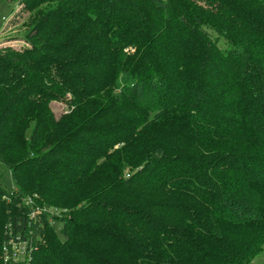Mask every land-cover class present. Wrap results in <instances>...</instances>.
<instances>
[{"label": "trees", "instance_id": "obj_1", "mask_svg": "<svg viewBox=\"0 0 264 264\" xmlns=\"http://www.w3.org/2000/svg\"><path fill=\"white\" fill-rule=\"evenodd\" d=\"M72 1L84 2L86 15L100 20L110 38L107 51L124 62L114 90L106 91L110 104L123 115L126 104L153 114L148 128L177 126L181 144L133 149V139L147 130L140 117L79 132L89 137L82 145L87 155L75 157L69 135L44 145L46 130L38 122L29 144L41 154L20 161L15 147L23 139L17 133L10 143L5 135L12 125L27 126L28 110L24 115L19 108L34 88L1 99L0 163L18 188L30 164L47 177L53 170L57 187L98 177L101 184L56 225L25 204L35 190L17 197L0 184V264H249L264 245V0ZM63 19L58 7L44 6L28 36L36 39L31 49L19 62L0 57V68L15 79L47 64L76 71L79 66L54 56L74 54L79 46L78 30L58 43L60 31L53 27ZM177 31L184 35L173 36L179 44H195L181 48L178 59L165 53V40ZM221 39L226 55L218 48ZM127 48L135 52L125 53ZM171 63L179 66L177 75ZM77 75L72 72V79ZM112 162L114 169L103 171ZM14 249L24 250L25 259H13Z\"/></svg>", "mask_w": 264, "mask_h": 264}, {"label": "rangeland", "instance_id": "obj_2", "mask_svg": "<svg viewBox=\"0 0 264 264\" xmlns=\"http://www.w3.org/2000/svg\"><path fill=\"white\" fill-rule=\"evenodd\" d=\"M197 1L198 4L205 5L204 2ZM82 3L72 0H53V3L46 0H0V57L7 61L6 63L19 62L24 58V52L31 49V44L36 39L29 41L28 36L31 35L35 22L41 17L44 6L53 5L54 8L58 7L64 17L62 21L53 27L58 28L60 31L58 43H64L69 40L70 35L75 30L80 31V34L76 33L75 38L79 46L74 54L63 57L54 55L58 60H62L63 65L72 62L74 66H79L78 69H74L76 71H72L75 76L78 74L75 79H72L70 70L64 73L62 68L58 69V67H54L51 64L45 65V69L38 72L35 70L27 73L19 72L22 76L20 79H15V77L6 74L0 68V100L17 94L27 85L34 88V92L28 98V102L19 108L24 115L25 110H28V116L25 115L24 117L27 126L12 125L5 135L11 139L8 140L10 143L13 142L17 133L23 139L22 143L17 148L15 147V151L19 155L18 159L22 161L24 160L23 158H34L41 154L39 147L32 149L29 144L32 130L38 122H41L46 130L42 134V138L45 140L44 145L52 146L58 139L60 140L62 137L69 135V138L72 139L69 149L75 157H85L87 155L82 145H86V140L89 137L85 135L77 136L79 132L82 134L87 131L101 129L104 126L112 128L120 122L130 123L133 122V119H140V117L147 120V130L136 135L137 139H133V149H145L146 151L144 152H147L150 151L152 146L157 144L180 147V137L177 134L180 131H175L177 126L175 128H164L161 126L148 128L149 123L154 120L153 114H140L141 111H138L133 105L128 106L126 104L123 108L125 115H123L122 111H120L121 109L119 107L115 108L110 104L109 99L105 97L106 91L111 92L114 90L116 78L119 77L116 73L118 71L117 67H122L124 62L121 59H117L116 55H114L115 53L112 54L107 51L110 40L106 36L107 32H104V27L101 26L100 20L86 15L83 11ZM67 10L76 14H70L65 17ZM204 30H207V28H204ZM177 33L171 34L165 40L168 48L165 51L166 55L171 58L173 56L176 59L179 58L178 55L181 48H183L182 50L185 48L191 49L190 46L193 48L195 45L194 42H190L191 45L186 42L185 46L179 44V41L175 40L173 36L183 38L182 36L184 35H181L179 31ZM208 33L212 34V31L208 30ZM187 35L190 34L187 33ZM193 38H195L194 35ZM218 48L223 55L228 54L229 47L225 39H221L218 43ZM127 52L134 53L135 50L127 48L125 53ZM128 59L129 63L133 64L129 57ZM193 59V56L190 55L187 65L192 72L197 66L196 63H193ZM172 64L169 68H173L175 70L173 71L174 75H177V67L179 66L175 67ZM109 83L113 85L111 86ZM39 106L41 108H38ZM40 110L43 111L38 114ZM170 110L176 113L179 109L173 107ZM171 122L170 120L169 123ZM126 130H129V128ZM174 137L178 140L175 143L171 142ZM118 148L119 145L114 146V150L117 151ZM189 151L196 152V150ZM15 159L12 161H15ZM66 162H71V160H66ZM74 165L76 168H85L82 164L74 163ZM114 167L115 162H112L110 167L103 168V171H112ZM39 170L41 169L35 164L25 167L19 176L21 186L18 188L11 171L0 163V184L5 190L17 197L22 195V193L27 195L35 190L37 196L34 198L30 197L33 200V205L53 217L52 222L54 225L57 224L59 219L69 214L68 210L74 206H80L81 202L94 192V188H99L101 184V180L98 177L92 182H78L74 187L65 185L57 187L53 183V178L50 177H53V170H51L48 177ZM127 170L130 171L132 168ZM27 198L24 197L23 200ZM36 200H38L39 205ZM262 246L261 252L249 264H264V245ZM3 256L6 257L5 254Z\"/></svg>", "mask_w": 264, "mask_h": 264}, {"label": "built area", "instance_id": "obj_3", "mask_svg": "<svg viewBox=\"0 0 264 264\" xmlns=\"http://www.w3.org/2000/svg\"><path fill=\"white\" fill-rule=\"evenodd\" d=\"M24 202H25V204L27 206L34 207L32 198L28 197L27 199L24 200ZM36 212H41V210L36 208ZM8 254L9 253H8V251L6 249L5 250V255H6V258L7 259L10 257ZM25 256L26 255H25V251L24 250H22V249H19V250L18 249H14V254L12 255V258L13 259H17V260H24L25 259Z\"/></svg>", "mask_w": 264, "mask_h": 264}]
</instances>
